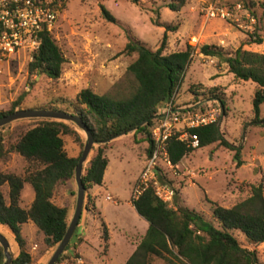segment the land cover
<instances>
[{"label":"rangeland","instance_id":"1","mask_svg":"<svg viewBox=\"0 0 264 264\" xmlns=\"http://www.w3.org/2000/svg\"><path fill=\"white\" fill-rule=\"evenodd\" d=\"M167 1L139 0L134 4L130 0H66L50 31L65 57L60 77L29 75L27 64L32 52L19 50L0 64V111H7L23 93L25 96L19 109L55 107L71 110L77 93L84 88L97 94L126 96L134 85L127 67L136 55L123 53V48L130 35L153 50L161 45L165 28L152 22L157 10L161 23L177 26L176 31L167 32L164 53L184 50L188 46L193 48L174 101L179 105L198 102L208 105L214 100L219 101L214 98L218 95L224 103L223 114L219 117L220 131L229 143L241 147L239 167L235 151L215 142L193 149L163 175L177 191L181 205L210 217L208 201L231 207L249 195L251 184L264 182V126L249 124L254 117L255 83L235 78L224 62L201 54L199 48L208 44L221 46L227 52L239 47L264 52V0H251L253 5H247L248 0H187L179 12L164 7ZM210 4L231 8L233 14L226 19L207 18L203 8ZM236 4H242L243 8H233ZM100 5L115 17V22L103 17ZM246 13L254 17V22L246 17ZM255 37L261 38L260 44L251 43ZM189 89H194L198 95H192ZM260 117H264V103L260 106ZM40 120L42 118H25L5 125L6 144ZM66 123L81 137V143H78L72 136L62 135L68 156L77 157L86 136L74 123ZM97 146H93L87 162ZM146 149L147 142L142 141L141 134L134 136L131 132L113 139L105 151L108 164L102 183L86 190L80 219L68 249L63 252V261L57 264L125 263L130 250L128 244L138 245L148 226L131 202L147 156ZM27 167V161L18 153L12 152L6 159H0V172L3 173L24 175ZM1 190L6 196L8 187L4 185ZM30 191V185L24 184L22 207L29 206ZM76 194L73 176L59 185L53 195L55 204L68 208V222L74 212ZM107 195L111 199H106ZM103 224L108 236L106 241L102 239ZM4 228L0 226V232L7 238L9 251L15 258L19 253L18 245L13 234ZM232 234L243 246L256 249L259 260L264 263V244H248L238 230H233ZM21 235L25 249L31 255L30 264H46L56 246L48 247L43 234L32 222L21 226ZM151 264L165 262L153 258Z\"/></svg>","mask_w":264,"mask_h":264},{"label":"trees","instance_id":"2","mask_svg":"<svg viewBox=\"0 0 264 264\" xmlns=\"http://www.w3.org/2000/svg\"><path fill=\"white\" fill-rule=\"evenodd\" d=\"M130 1L137 4L139 0ZM186 3L187 0H169L164 7L179 12ZM246 4L253 5L254 2L248 0ZM100 10L107 21H116L104 6L100 5ZM155 14L152 22L165 28L161 45L153 50L130 35L123 48V53L136 55L127 67V73L134 80L129 93L126 96L97 94L84 88L77 93L71 110H64L79 115L98 144L84 165L82 182L86 190L102 183L108 164L105 151L116 137L131 132L134 136L141 134L142 141L147 142V155L152 153L154 143L150 129L159 117L160 106L176 94L182 82L193 48L188 46L184 50L165 54L167 32L176 31L177 26L161 23L157 10ZM39 38L38 46L27 64L28 74L57 79L61 75L65 57L50 32L41 31ZM261 41V38L255 37L251 43L260 44ZM199 52L220 59L235 78L255 83L252 99L254 117L249 124L264 126V117H260V106L264 103V52L242 47L227 52L221 46L208 44L200 46ZM189 92L198 95L194 89H189ZM24 96V93L21 94L7 111H0V117L19 110ZM214 98L224 105L218 95H214ZM48 109L62 110L55 107ZM5 128L0 127V159H6L12 152L18 153L27 161L28 167L24 175L0 172V225L13 234L19 248L18 255L12 258L10 264H30L31 255L25 249L21 226L32 222L43 234L48 247L59 244L69 223L68 208L55 204L53 195L59 185L74 176L80 156H68L62 135H70L78 143H81V137L65 121L42 119L31 128L20 131L13 142L6 144ZM190 132L197 134L199 148L217 142L235 151L236 165H241V147L224 138L219 119L215 123L193 128ZM192 151L193 148L187 142L178 140L176 135L167 142V152L173 165ZM24 184H29L34 193L28 207L20 205ZM4 185L8 187L7 197L1 190ZM263 193L264 182L260 181L251 184L249 195L231 207L208 201L210 217H206L181 205L176 197L177 191L174 207H169L155 195L153 188L145 189L131 202L148 226L124 264H151L153 258L162 259L165 264H264L259 260L256 249L243 246L232 234L233 230H238L248 244H264ZM107 238L103 224L102 239L106 241ZM68 247L69 244L65 251ZM3 259L0 248V264ZM63 259L64 253L57 263Z\"/></svg>","mask_w":264,"mask_h":264},{"label":"built area","instance_id":"3","mask_svg":"<svg viewBox=\"0 0 264 264\" xmlns=\"http://www.w3.org/2000/svg\"><path fill=\"white\" fill-rule=\"evenodd\" d=\"M65 3L66 0H0V64L19 50L33 52L38 46L40 32L51 31ZM233 8L241 9L243 5L236 4ZM203 11L212 19H226L233 14L231 8L211 4ZM246 17L251 22L255 20L249 13ZM174 97L175 94L160 106L159 117L150 129L154 148L145 158L132 199L151 187L161 201L173 207L176 190L163 178L165 172L173 168L167 152L169 138L176 135L178 140L187 142L193 149L199 148L197 134L190 130L215 123L223 114V106L217 100L208 105L200 102L179 105ZM106 199L111 197L107 195Z\"/></svg>","mask_w":264,"mask_h":264},{"label":"water","instance_id":"4","mask_svg":"<svg viewBox=\"0 0 264 264\" xmlns=\"http://www.w3.org/2000/svg\"><path fill=\"white\" fill-rule=\"evenodd\" d=\"M25 118H42V119L72 122L75 125H77L81 130H83L86 136L82 151L80 153V156L78 158L77 164L74 169V179L77 185V194H76L74 212L71 220L68 223L63 238L56 246V249L54 250L48 262L46 263V264H56L59 257L66 249L69 240L74 232V229L80 219L82 209L84 206V199L86 192L85 186L82 182L83 169L93 149V146L97 144V142L94 140L91 131L88 129V127L85 125V123L83 122L82 118L79 115L69 113L64 110L38 109V108L19 109L4 116H1L0 127H3L13 121L25 119ZM0 245L4 257L2 264H10V262L12 261V255L9 251V242L7 238L1 233H0Z\"/></svg>","mask_w":264,"mask_h":264},{"label":"crops","instance_id":"5","mask_svg":"<svg viewBox=\"0 0 264 264\" xmlns=\"http://www.w3.org/2000/svg\"><path fill=\"white\" fill-rule=\"evenodd\" d=\"M104 172H105V171H104ZM103 176H104V175H103ZM30 196H31V197H30V198H31V199H30V203H31L32 200H33V198H34L33 190H32V192L30 191ZM29 205H30V204H29ZM132 207H133V205H132ZM133 209H134V207H133ZM134 210H135V209H134ZM135 212H136V211H135ZM0 226H1V225H0ZM2 227H3V226H2ZM3 228H4V227H3ZM4 230H7V229L4 228ZM128 245H129L128 247H129V249H130V250H129V256H130V254L134 251V249L136 248L137 245H132L131 243H129ZM129 256H128V257H129ZM128 257H127V258H128Z\"/></svg>","mask_w":264,"mask_h":264},{"label":"bare ground","instance_id":"6","mask_svg":"<svg viewBox=\"0 0 264 264\" xmlns=\"http://www.w3.org/2000/svg\"><path fill=\"white\" fill-rule=\"evenodd\" d=\"M2 234V233H1ZM3 235V234H2Z\"/></svg>","mask_w":264,"mask_h":264}]
</instances>
